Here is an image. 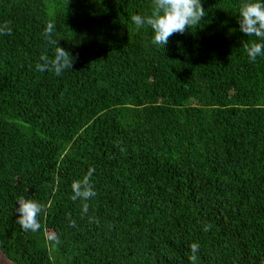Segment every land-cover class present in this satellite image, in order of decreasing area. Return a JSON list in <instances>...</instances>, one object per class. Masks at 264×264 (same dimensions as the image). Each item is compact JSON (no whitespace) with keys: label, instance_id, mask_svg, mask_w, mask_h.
<instances>
[{"label":"trees","instance_id":"16d2710c","mask_svg":"<svg viewBox=\"0 0 264 264\" xmlns=\"http://www.w3.org/2000/svg\"><path fill=\"white\" fill-rule=\"evenodd\" d=\"M244 0H202L199 27L164 47L136 30L151 0H0V252L12 264H260L264 56L250 61ZM74 57L37 71L43 36ZM124 151H121V149ZM95 169L96 195L71 183ZM40 202L38 232L16 198ZM70 221H75L72 227ZM209 225L208 231L204 230ZM59 236L54 245L47 237Z\"/></svg>","mask_w":264,"mask_h":264},{"label":"clouds","instance_id":"9594fccd","mask_svg":"<svg viewBox=\"0 0 264 264\" xmlns=\"http://www.w3.org/2000/svg\"><path fill=\"white\" fill-rule=\"evenodd\" d=\"M206 15V9L202 5V0H151L150 12L146 14H132L131 22L136 30L149 28L152 31L150 43L155 46L168 44L169 39L175 34H184L190 29L200 26L202 19ZM239 29L248 37H255V40L244 41L242 47L248 59L252 62L258 56H264V0H244L238 6ZM55 23L48 21L45 23L43 36L48 46L52 48V56L46 52L39 57L36 64L37 71H51L57 75L62 74L66 69H71L74 57L69 51L61 47L59 40L54 38ZM11 35V28L7 23L0 25V35ZM121 151H124L122 148ZM95 169L89 167L85 175L71 183V200L82 201V215L89 210V201L96 195L92 184V175ZM18 207L15 211L19 214L16 222L23 231L38 232L41 228L40 217L45 212L44 206L37 200L26 198L21 195L16 198ZM75 227V221H70ZM209 225H205L204 230L208 231ZM48 241L54 245L60 243L59 236L51 233L47 237ZM199 244H190V254L188 260L190 264H196L198 260ZM260 264H264V259Z\"/></svg>","mask_w":264,"mask_h":264},{"label":"rangeland","instance_id":"374dc122","mask_svg":"<svg viewBox=\"0 0 264 264\" xmlns=\"http://www.w3.org/2000/svg\"><path fill=\"white\" fill-rule=\"evenodd\" d=\"M0 264H12L9 260H7L2 253L0 252Z\"/></svg>","mask_w":264,"mask_h":264}]
</instances>
